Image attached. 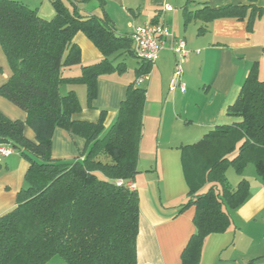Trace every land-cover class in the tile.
Instances as JSON below:
<instances>
[{"label":"trees","instance_id":"obj_1","mask_svg":"<svg viewBox=\"0 0 264 264\" xmlns=\"http://www.w3.org/2000/svg\"><path fill=\"white\" fill-rule=\"evenodd\" d=\"M194 3L202 7L188 9ZM51 5L55 13L47 20L20 1L0 0V47L10 69L0 96L26 114L25 120L10 119L0 111V144L28 163L15 206L0 215V264H45L54 255L67 264H137L138 195L126 184L137 173L145 100V90L135 81L150 71L151 63L138 60L136 78L126 86L107 129L104 110L95 121L74 119L81 110L78 97L73 90L61 94L60 85H84L89 104L100 75L124 71V61L113 60L121 54L134 56L132 40L117 34L106 16L81 15L63 0H51ZM182 9L185 23L246 17L248 28L260 12L242 4L213 8L203 0H186ZM77 32L99 50V61L81 63L73 41ZM71 66H79V74L65 76L64 69ZM256 67L253 63L249 68L236 100L226 108L228 116L239 120L217 125L182 148L189 190L178 213L194 206L195 230L180 252L181 264H199L204 238L225 231L231 222L228 211L248 196V180L231 186L227 167L240 173L252 162L264 180V80ZM26 127L33 140L25 136ZM55 128L84 138L82 159L52 158ZM204 185L208 188L203 191Z\"/></svg>","mask_w":264,"mask_h":264},{"label":"crops","instance_id":"obj_2","mask_svg":"<svg viewBox=\"0 0 264 264\" xmlns=\"http://www.w3.org/2000/svg\"><path fill=\"white\" fill-rule=\"evenodd\" d=\"M16 1L36 9L43 19L54 16L51 0ZM203 1L213 8L236 4L256 6L260 12L248 28L246 17L217 18L209 22L190 19L185 23L182 6L186 0H63L81 15L106 16L117 34H130L129 24L152 21L155 22L152 24L165 26L170 33L163 38V48L151 64L147 79L138 85L145 90V100L135 163L137 173L129 181L137 192L139 205L137 264H181L180 252L195 230L194 206L178 213L189 190L182 148L195 143L217 125L239 120L228 116L226 108L236 100L253 63L257 64L259 79L264 80V0ZM201 5L194 3L187 7L195 10ZM180 39L185 41L187 50L180 76L184 90L178 87L169 90L175 68L172 45ZM73 41L80 48L81 63L90 64L102 58L83 33L77 32ZM128 56L132 55L114 57V64L124 61V71L100 75L95 97L89 104L86 90L77 92L66 88L76 93L81 105V110L72 114L74 119L95 121L104 110L103 126L107 129L113 124L119 105L125 99L126 86L136 78L139 63L135 56L131 64L134 78L123 76L128 70ZM7 64L0 47V85L10 75ZM79 72V66H71L63 73L74 76ZM0 111L10 119L25 120V112L1 96ZM24 130L25 136L33 140V132L28 127ZM51 142L53 159L62 162L82 159L84 138L55 128ZM0 158L8 160L4 166L0 164V175L11 178L0 180L2 215L15 206V194L25 185L28 163L15 151ZM248 165L241 172V175L247 173L248 196L243 204L228 211L231 222L225 231L204 238L199 264H264V180Z\"/></svg>","mask_w":264,"mask_h":264},{"label":"built area","instance_id":"obj_3","mask_svg":"<svg viewBox=\"0 0 264 264\" xmlns=\"http://www.w3.org/2000/svg\"><path fill=\"white\" fill-rule=\"evenodd\" d=\"M170 9L169 7H166ZM131 28L130 38L132 40L133 54L137 60H143L150 62L151 64L155 61L158 56V52L164 45L163 38L167 37L170 33L168 28L160 24L145 23L141 25L129 24ZM185 41L180 39L172 45V51L174 53L175 68L172 71V78L169 85V90H174L178 87L181 91L184 90V86L180 82V76L182 74V64L184 58H186L187 50ZM149 73L143 74L138 77L135 84L138 86L144 80L147 79ZM13 152V149L5 144H0V156H8ZM120 183V181L118 182ZM127 187L132 188L131 183L126 184Z\"/></svg>","mask_w":264,"mask_h":264},{"label":"rangeland","instance_id":"obj_4","mask_svg":"<svg viewBox=\"0 0 264 264\" xmlns=\"http://www.w3.org/2000/svg\"><path fill=\"white\" fill-rule=\"evenodd\" d=\"M136 59L134 57H132V56H128L127 57L128 70H127V72H125L123 74L124 77H128V79H133L134 78V74H132L133 73V69L131 67V64H133L134 60H136ZM68 87L74 89L77 92H80L81 90H83V91L85 90V89H83L84 86L81 85V84H77V85L61 84L60 88L58 90L60 91L61 94H65L68 91L66 89ZM6 162H8V160H4L3 158H0V164L1 165L4 166V163H6ZM247 164H249L248 166L251 169L254 170V164L252 162H249ZM224 174L226 175L227 181L229 182V184L231 186L236 185L242 178L247 179L246 178V175H247L246 172L244 173V175H241L242 174L241 172L237 173V171L231 166L227 167V170H226V172ZM97 175L99 177H103L102 174H100V173H97ZM0 178H1L0 180H2V179L3 180L11 179L10 176H5L3 174L0 175ZM45 264H67V263L63 260V258H61V256L54 255L51 258H49V260Z\"/></svg>","mask_w":264,"mask_h":264}]
</instances>
